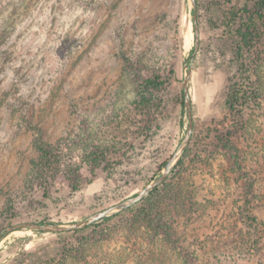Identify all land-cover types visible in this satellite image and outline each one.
<instances>
[{"label":"rangeland","instance_id":"1","mask_svg":"<svg viewBox=\"0 0 264 264\" xmlns=\"http://www.w3.org/2000/svg\"><path fill=\"white\" fill-rule=\"evenodd\" d=\"M246 1L198 0L205 40L218 35L209 20L222 19L219 3L228 9ZM189 30L192 38L186 48ZM181 32L183 57L178 48ZM194 41L189 0H0V212L13 195L20 212L11 224L82 220L137 194L157 178L187 130L186 108L181 110L177 101L184 61ZM124 55L170 74L172 100L166 116L160 128L133 149L118 142L128 143L133 137L123 138L116 129L119 112L136 95ZM223 57L229 60L231 55H221L216 47L197 52L190 80L194 117L190 154L185 151L181 157L185 164L175 184L160 187L169 194L167 219L174 224V235L192 241L204 264H264V40L250 56L251 83L262 92L261 117L245 140L244 164L254 170L262 195L252 203L248 218L242 215L240 182L227 160L206 147L209 129L228 114L222 93L234 69L221 66ZM21 100L29 110L26 119L9 105ZM38 137L64 145L75 142L76 163L81 162L83 141L94 138L110 148L109 157L123 156L124 163L100 172L78 191L58 182L44 206L28 209L20 198L30 191L29 159L36 154L33 140ZM107 226V234L101 231L88 252L101 264H184L169 241L151 233L146 221L134 219L133 212ZM57 239L51 232L29 228L12 231L0 240V264H33V252L48 249L53 255Z\"/></svg>","mask_w":264,"mask_h":264},{"label":"trees","instance_id":"2","mask_svg":"<svg viewBox=\"0 0 264 264\" xmlns=\"http://www.w3.org/2000/svg\"><path fill=\"white\" fill-rule=\"evenodd\" d=\"M197 6L199 10L198 0ZM219 6L223 11L222 19L217 21L210 18L209 20L211 29L218 35L213 36L212 39L209 37L207 42L201 34L198 52L205 48L216 47L223 56L229 53L230 59L223 57L225 60L221 66H227L224 67L225 70L231 68L234 71L228 74L222 93L228 114L220 123L209 129L206 147L211 153H222L227 160L233 175L240 182L244 200L242 215L248 218L252 203L260 196L259 194L262 195L256 186L255 172L244 164V157L245 140L253 131V124L257 118L261 117L262 92L260 87L251 83L253 65L250 62V56L257 52L258 45L264 40V0H248L243 5L235 4L228 9L223 8L220 3ZM192 13L194 14L193 10ZM198 22L200 26L202 14L199 11ZM178 48L179 56L183 57L184 35L182 32ZM123 60L125 70L132 76L136 95L134 101L119 112L116 129L122 132L123 138L128 135L133 137L128 143H124L123 140L118 141L122 146L127 145L133 149L137 143H142L144 137H151L154 131L160 128L161 120L166 116L172 100L168 94L170 93L168 89L170 74H162L156 67H146L141 61L134 62L126 55L123 56ZM177 103L181 110H185L183 87H181ZM9 105L19 118L26 119L29 110L24 106L23 100L17 105L14 103ZM127 116L130 118L125 119ZM257 130H259L258 127H256ZM64 144L66 143L46 141L41 137L33 140L36 154L29 159L31 173L27 183L30 185V191L20 198V202L26 208L37 209L44 206L45 200L51 198L57 191L58 182H62L73 191H78L91 183L100 172H109L115 166L124 163L123 156L117 159L109 157L108 146H101L94 138H86L83 141V152L79 153L82 164L85 163L88 170L85 174L82 171L84 167L80 164L81 162L72 161L77 154L73 147L75 142H70L69 145ZM188 154H190V148L186 150V156ZM67 157L68 159L65 160ZM184 164L185 160L181 159L161 185L164 184V187L168 188L175 184L174 179L180 176ZM161 185L141 201L120 213L102 218L81 229L51 232L58 237L56 247L51 249L53 255H48V249L42 254L34 251L33 264H67V262H70L68 264H101V260L88 253L90 246L100 240L98 236H101V231L107 234L106 229L110 221L131 212L134 219L146 221L151 233L161 235L168 240L184 264H204L200 261V253H196L192 247V241L180 239L174 235V224L167 219L171 205L169 194L164 191L167 188H162ZM17 206V201L11 195L6 207L0 212L2 220L0 231L7 224H11V220L19 214ZM73 238L77 240L72 241Z\"/></svg>","mask_w":264,"mask_h":264},{"label":"water","instance_id":"3","mask_svg":"<svg viewBox=\"0 0 264 264\" xmlns=\"http://www.w3.org/2000/svg\"><path fill=\"white\" fill-rule=\"evenodd\" d=\"M193 14V22H194V47L191 55L185 59L184 61V76H183V92H184V101L186 105V114L188 117V125L186 133L177 147L176 151L170 157V159L163 166L161 174L151 180L147 185H145L137 194L127 197L109 207L98 210L86 218L78 221L68 222V223H55V222H33V221H24L6 225L0 231V240L4 238L5 234H8L12 231L21 229V228H29L35 231L41 232H65V231H73L77 229L84 228L96 221L101 220L102 218L109 217L120 213L127 208L133 206L134 204L141 201L144 197L149 195L155 188L161 185L165 179L170 175V173L175 169L177 164L179 163L181 157L186 151L187 147L190 144L193 130H194V117H193V109H192V98L190 94V80L192 75V65L195 61L198 49L201 43V31L198 22V6L197 0H189ZM185 37V36H184ZM185 42V40H184ZM185 46V44H184Z\"/></svg>","mask_w":264,"mask_h":264},{"label":"bare ground","instance_id":"4","mask_svg":"<svg viewBox=\"0 0 264 264\" xmlns=\"http://www.w3.org/2000/svg\"><path fill=\"white\" fill-rule=\"evenodd\" d=\"M191 38H192V31L189 30V32L186 35V48L190 46Z\"/></svg>","mask_w":264,"mask_h":264}]
</instances>
